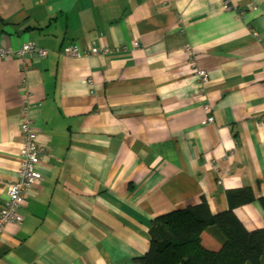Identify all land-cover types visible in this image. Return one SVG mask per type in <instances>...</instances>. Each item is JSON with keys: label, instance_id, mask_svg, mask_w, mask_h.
<instances>
[{"label": "crops", "instance_id": "crops-1", "mask_svg": "<svg viewBox=\"0 0 264 264\" xmlns=\"http://www.w3.org/2000/svg\"><path fill=\"white\" fill-rule=\"evenodd\" d=\"M227 1L0 0V48L49 52L0 57V212L26 107L45 149L0 264H137L158 217L247 191L264 229V0Z\"/></svg>", "mask_w": 264, "mask_h": 264}, {"label": "trees", "instance_id": "trees-1", "mask_svg": "<svg viewBox=\"0 0 264 264\" xmlns=\"http://www.w3.org/2000/svg\"><path fill=\"white\" fill-rule=\"evenodd\" d=\"M231 209L212 215L205 199L158 217L150 228L148 252L137 264H263L264 229L248 232L233 207L253 201L250 191L230 194ZM264 207V199L261 201ZM208 235L220 245L218 251L203 244Z\"/></svg>", "mask_w": 264, "mask_h": 264}, {"label": "built area", "instance_id": "built-area-1", "mask_svg": "<svg viewBox=\"0 0 264 264\" xmlns=\"http://www.w3.org/2000/svg\"><path fill=\"white\" fill-rule=\"evenodd\" d=\"M230 0L227 1V3ZM227 9L229 6L226 4ZM257 8H254L256 10ZM135 48L140 45L135 42ZM111 50L104 48L98 50L96 48L90 49L88 53H82L75 46L66 47L63 49L65 57H73L75 59H82L85 57L96 56L99 54H109ZM16 54L19 58L38 56L41 59L48 57L49 52L41 49L33 42L23 44L18 50L0 48V57L6 58ZM203 82L208 81V74L203 70L197 71ZM28 102V97L26 103ZM206 106V109H209ZM213 118H210L207 123H213ZM20 135L22 143L19 150V169L17 176L13 179L6 191L5 205L0 213V232L6 225L18 224L22 222L23 206L27 199L29 191L42 180V172L40 163L44 155V147L40 144L39 136L33 129V123L28 116L27 107L24 109V116L20 127Z\"/></svg>", "mask_w": 264, "mask_h": 264}, {"label": "rangeland", "instance_id": "rangeland-1", "mask_svg": "<svg viewBox=\"0 0 264 264\" xmlns=\"http://www.w3.org/2000/svg\"><path fill=\"white\" fill-rule=\"evenodd\" d=\"M2 211V210H1ZM1 213V212H0ZM7 226V225H6ZM6 226L4 227V229L6 228ZM4 229L0 232V235L3 233ZM207 241V240H206Z\"/></svg>", "mask_w": 264, "mask_h": 264}]
</instances>
